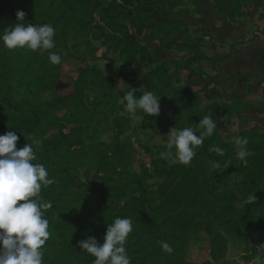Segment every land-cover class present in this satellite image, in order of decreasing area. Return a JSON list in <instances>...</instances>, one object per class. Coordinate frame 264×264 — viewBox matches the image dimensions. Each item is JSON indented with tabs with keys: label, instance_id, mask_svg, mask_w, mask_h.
Here are the masks:
<instances>
[{
	"label": "trees",
	"instance_id": "trees-1",
	"mask_svg": "<svg viewBox=\"0 0 264 264\" xmlns=\"http://www.w3.org/2000/svg\"><path fill=\"white\" fill-rule=\"evenodd\" d=\"M184 1L0 0V34L19 22L17 10L26 13L24 22L48 23L55 29V47L41 57L33 52L34 58L24 63L21 74L13 73L8 63V54L14 49L4 50L0 44V135L14 131L19 137L17 148L33 143V138L39 140L34 145V163L43 164L49 178L55 179L40 193L52 203L45 211L51 236L43 248V264H93L94 258L82 252L77 242L91 236L102 243L107 224L117 217L132 219L133 231L125 243L130 264H211L209 260H187L190 246L198 243L194 238L198 232L207 238L211 259L225 264L221 259L229 237L244 239L264 233V134L245 120L240 101L202 104L203 93L215 83L212 76L202 78L199 90L188 82L204 75L195 63L214 59L194 45L195 39L183 23L185 11L180 5ZM187 1L195 13H201V0ZM223 1L213 2L218 12L224 9ZM244 1L229 0L230 10L241 9ZM144 33L148 41L156 40L186 55L153 60L147 46L133 36ZM87 37L100 39L106 47L113 59L105 64L109 71L80 58L85 64L73 80V92L42 100L61 66L49 62V52L60 54L62 63L71 55L65 46L67 39L79 44L80 38ZM78 44L72 47L76 50ZM60 47L63 50H57ZM133 77L138 78L137 83L115 92L121 81ZM90 82L93 86L86 91ZM133 89L137 98L145 92L160 97L158 115L141 111L144 129L154 130L158 124L175 130L196 129L206 115L217 120V129L195 149L189 164H170L172 159L160 158L161 152L168 151L167 144L161 143L154 147L150 163H141L140 170H134L135 147L147 153L150 148L129 137L122 139L131 123L122 114L126 101L121 104L119 99ZM219 111L227 115V122L239 121L233 139L248 140L251 154L239 169L228 164L236 146L223 135L229 136V130L221 128ZM97 119L114 129L106 141L101 140ZM214 147L221 148L223 155L210 151ZM209 161L218 162L219 168L212 169ZM83 167L89 169L88 182L82 180ZM146 178L168 182L147 190ZM253 194L256 201L244 205ZM162 240L172 247L171 254L161 250ZM260 256L264 258V252Z\"/></svg>",
	"mask_w": 264,
	"mask_h": 264
},
{
	"label": "clouds",
	"instance_id": "clouds-1",
	"mask_svg": "<svg viewBox=\"0 0 264 264\" xmlns=\"http://www.w3.org/2000/svg\"><path fill=\"white\" fill-rule=\"evenodd\" d=\"M25 16L23 10H17L16 17L19 22L0 34L4 47L33 52L53 49L55 29L48 23L25 24ZM48 59L53 65L61 64V55L58 53L49 52ZM159 98L152 92H145L137 98L133 89L124 94L123 101H126V111L132 116L138 110L148 116H155L160 112ZM197 124L196 129L172 128L167 134L168 151L161 152L160 158H170L173 163L189 164L196 154L195 149L203 144L206 136H211L217 129V120H213L211 116H204ZM18 140L19 137L14 131L0 135V264H43V248L51 236L45 211L52 207V203L44 200L40 193L42 187L53 184L55 179L49 178L43 164L34 163V145H39L40 141L33 138V143L17 148ZM233 143L237 158L245 161L251 154L246 147L247 138L237 136ZM210 151L223 155V150L219 147L211 148ZM209 164L212 169L219 168L216 161H209ZM256 199L254 194L248 196L244 205L252 204ZM132 231L131 218L117 217L111 225L107 224L102 243L89 236L78 241L77 245L82 252L94 258L93 264H130L125 243ZM159 243L162 251L169 254L173 252L167 241L162 240ZM252 264H264V258L257 255Z\"/></svg>",
	"mask_w": 264,
	"mask_h": 264
},
{
	"label": "rangeland",
	"instance_id": "rangeland-1",
	"mask_svg": "<svg viewBox=\"0 0 264 264\" xmlns=\"http://www.w3.org/2000/svg\"><path fill=\"white\" fill-rule=\"evenodd\" d=\"M119 4V3H118ZM194 8H188V11L186 13V17L189 18L190 14H194ZM95 20L98 22L97 15H94ZM187 21V20H186ZM23 23L27 24L28 22ZM16 24V23H15ZM12 26L8 27L11 28ZM29 24V23H28ZM262 26V25H258ZM263 27V26H262ZM6 28V29H8ZM198 25H190L191 32L194 36L199 34V31L197 30ZM263 29V28H262ZM194 30V31H193ZM5 31V30H4ZM4 33V32H3ZM2 33V34H3ZM134 38L139 39V41H142V43H145L147 41V38L145 34L140 35V37L134 35ZM198 38V37H196ZM79 44L76 41H73L71 39H67L66 41V48L67 51H69L68 54H71L70 56H67L66 60L61 63L60 70L58 76L55 78L54 83L52 85V88L49 92L42 95V100H48L52 94H57L59 96H66L73 92V80L76 77L78 71L80 68H82L85 64V62H91L93 64H96L101 69H103L105 72H108L109 69L107 66H105L106 62L112 61V57L110 56L109 52H107L106 47L101 44V40L97 38H80L78 40ZM0 44L3 45V42L0 41ZM74 44H78V48L75 50L72 46ZM4 47V45H3ZM62 47L58 48L57 50H63ZM7 49L4 47V50ZM151 51L153 53L154 59L159 60H173V59H179L182 54L184 53H178L176 50L167 49L164 47V45L160 44H153L151 45ZM46 50H38L37 56H45ZM186 55V54H184ZM207 57V56H206ZM33 51L28 49H14L13 54H8V63L13 68V73L15 74H21L22 66L25 62H28L29 60L33 59ZM80 58H85V62H83ZM208 58V57H207ZM208 59H203L198 63H195V67L202 70L204 72V75L202 77L197 76L193 78L192 80L188 81L194 89L199 90L200 87L203 86L202 78H205V75H208L209 73H212L213 70L210 67V63H207ZM120 64V63H119ZM28 69V67L26 66ZM126 71H129L130 68H125ZM185 72H182L184 74ZM210 76V75H208ZM133 79V78H132ZM137 80V79H136ZM186 81V80H184ZM135 81L127 79L126 81H121L120 84L117 86L115 92H121L118 90H126L129 87H131L134 84ZM93 86V82H90L88 87H86V91H90ZM207 92L203 93L202 96V104L213 102L214 99L211 97V95L206 94ZM122 99H119V102L123 104ZM126 105L123 104V113L129 117L130 119V129L129 131L122 136V139L131 138L133 141L140 142L142 145H144L147 148H150V153H147L143 151L142 149H139L135 147L133 150V168L136 171L140 170V164H149L152 158L154 157V147L161 143L167 144V134L170 132L171 129L166 128L161 125H157V127L154 130L144 129L140 125V120L142 118V112L140 110L137 111L135 116L130 115L126 111ZM218 120L220 124L222 125V129L226 127L229 130V136H227L225 133H223L224 137L226 139L232 140L233 137L237 134L236 126L238 124V120L234 119L233 122L236 124H231L230 122L225 121V119L221 118L220 111L217 112ZM221 120V121H220ZM232 122V123H233ZM97 126L100 129V135L101 140L106 141L108 139L109 134L114 132V129L111 125L105 124L101 122L100 119H97L96 121ZM235 125V126H232ZM161 126V127H160ZM234 128V130H232ZM230 142V141H229ZM170 164L173 163L172 160L168 161ZM228 164L235 169H239L241 166L245 164V161H240L236 156V149L234 148V151L231 153L230 160ZM89 169L88 168H82L81 170V176L82 180L85 182L89 181ZM168 182L164 178H146L144 182V187L147 190H155L158 185ZM218 232L223 233L222 229H218ZM194 238L198 240V243H195L194 245H191L188 251L187 260L190 261H196L200 262L202 260H209L211 261V264H219V261L212 260L211 257L208 254V247H207V238L204 235V233H195ZM228 249L224 257L221 259L222 262L225 264H252L254 258L257 255H261L264 252V233H256L250 235L249 238L239 239V238H228Z\"/></svg>",
	"mask_w": 264,
	"mask_h": 264
},
{
	"label": "crops",
	"instance_id": "crops-1",
	"mask_svg": "<svg viewBox=\"0 0 264 264\" xmlns=\"http://www.w3.org/2000/svg\"><path fill=\"white\" fill-rule=\"evenodd\" d=\"M213 2L214 0H201V13L194 12L189 18L186 13L193 5L187 0L180 5L185 11L183 23L191 34L190 25H198L199 34H192L194 45L205 56L214 59V62L206 60L213 70L208 75L215 82L208 87L206 94L216 98V102H242L245 120L251 126H257L259 132L264 134V0L244 1L241 9L235 11L230 10L232 7L229 0H224L222 12L213 7ZM163 3L168 4L165 1ZM231 12L232 15L229 16ZM143 44L153 57L151 45L160 43L147 40ZM153 60L169 61L154 57ZM129 80L135 81L134 84L138 82L137 77ZM220 115L227 121V115L222 112ZM233 120L231 124H236Z\"/></svg>",
	"mask_w": 264,
	"mask_h": 264
}]
</instances>
